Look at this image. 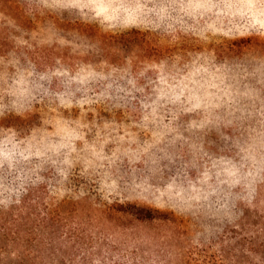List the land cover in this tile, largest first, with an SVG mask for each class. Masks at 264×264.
<instances>
[{
  "label": "rangeland",
  "instance_id": "374dc122",
  "mask_svg": "<svg viewBox=\"0 0 264 264\" xmlns=\"http://www.w3.org/2000/svg\"><path fill=\"white\" fill-rule=\"evenodd\" d=\"M140 2L153 11L124 25L0 0V148L11 136L44 153L0 157V264H261L237 257L234 228L242 210L264 213L256 156L236 145L264 39ZM66 132L83 138L53 151Z\"/></svg>",
  "mask_w": 264,
  "mask_h": 264
},
{
  "label": "clouds",
  "instance_id": "9594fccd",
  "mask_svg": "<svg viewBox=\"0 0 264 264\" xmlns=\"http://www.w3.org/2000/svg\"><path fill=\"white\" fill-rule=\"evenodd\" d=\"M44 3L46 7L86 11L91 14L92 18H100L105 22L119 20L124 25L136 24L137 17L141 13L146 14L153 11V8L147 7L140 0H52L51 3L44 0ZM167 8H174L179 13L192 17L193 20L199 17L204 24L203 32L227 37L256 35L264 39V0H172ZM158 12L160 15H164L166 8L161 6ZM31 75V72L20 73L18 78L12 81V85L15 86L11 88L12 93L23 96L27 92V77ZM174 98L179 99V96ZM76 102L80 103V101ZM83 102L87 103V101ZM199 106L200 102L197 99L193 107ZM65 135L69 137V141L51 146L53 151L63 147H68L69 151H74L71 140L83 138L74 132H66ZM3 144L4 147L0 148V157L7 162L9 167H12L16 157L27 160L30 155L42 156L44 154L40 150L29 152L27 148H20L19 143L12 142L11 136L6 138Z\"/></svg>",
  "mask_w": 264,
  "mask_h": 264
},
{
  "label": "trees",
  "instance_id": "16d2710c",
  "mask_svg": "<svg viewBox=\"0 0 264 264\" xmlns=\"http://www.w3.org/2000/svg\"><path fill=\"white\" fill-rule=\"evenodd\" d=\"M256 87L253 93L249 94V97H252L251 110L244 116L236 145L241 147L243 152L251 151L256 156L255 163L251 165L252 183L256 185L254 195L264 197V82ZM131 213L138 220L154 219L151 211L146 208H135ZM234 229L237 230L234 237H240L234 246L237 257L248 263L246 255L252 254L264 264V213L259 212L257 206L254 212L242 210V217ZM245 233L249 237H246Z\"/></svg>",
  "mask_w": 264,
  "mask_h": 264
}]
</instances>
